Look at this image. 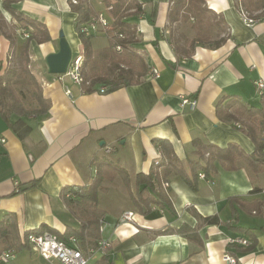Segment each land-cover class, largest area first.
I'll use <instances>...</instances> for the list:
<instances>
[{"label": "crops", "instance_id": "obj_1", "mask_svg": "<svg viewBox=\"0 0 264 264\" xmlns=\"http://www.w3.org/2000/svg\"><path fill=\"white\" fill-rule=\"evenodd\" d=\"M137 1L142 12L131 20L140 33L137 48L150 71L141 84L105 94L84 93L69 77L48 71L46 57L59 51L61 33L70 47L81 46L74 28L76 14L67 0H23L14 5L18 12L46 25L50 33L49 42L31 43L28 67L51 109L43 120H28L33 131L26 147L0 116V139L5 140L0 141V222L13 216L22 237L42 227L62 234L78 229L63 190L86 186L103 172L99 206L106 216L101 239L110 247L105 254L96 253L89 264H97L104 255L114 264H225L227 252H239L240 264H264V214L238 206L233 210L228 204L233 198L264 201V173L253 176L242 162L236 171L215 163L216 172L200 179L197 192L180 175H171L166 184L175 214L155 207L144 216L133 203L137 176L148 175L161 158L154 140H167L186 172L188 161L199 158L197 142L218 149L236 145L254 154L255 145L240 125L219 119L217 103L235 97L246 106L262 107L264 89L257 83L264 84V17L248 26L234 0H207L209 8L224 19L228 40L220 48L199 46L186 59L169 42L171 1ZM3 3L0 0V74L8 66H25L24 33L32 32ZM91 7L101 12L106 6H95L91 0ZM98 36L92 38V46ZM153 69L159 77L151 74ZM184 98L197 100V105L182 106ZM208 159L205 155L201 163ZM256 188L261 192L254 193ZM127 211L135 213L134 224L119 223ZM211 216H219L220 224L203 225L199 218ZM183 225L198 230V242L176 231L159 234ZM239 227L257 235L255 250L243 252L251 241L245 232L234 229ZM235 238L249 245L229 247V240Z\"/></svg>", "mask_w": 264, "mask_h": 264}, {"label": "trees", "instance_id": "obj_2", "mask_svg": "<svg viewBox=\"0 0 264 264\" xmlns=\"http://www.w3.org/2000/svg\"><path fill=\"white\" fill-rule=\"evenodd\" d=\"M23 0H4V8L25 27L32 28V32L23 44L24 67L8 66L0 74V116L12 129L16 137L26 147V141L33 131V126L28 122L30 118L45 119L51 109L50 100L46 99L37 78L29 69V48L33 41L44 44L51 40L50 33L43 23L35 21L18 12L14 5ZM67 0L70 10L76 14L74 28L81 42V56L83 58L81 75L84 79L83 92L93 93L105 87L108 92L121 88L136 86L142 83L150 71V65L142 55L137 44L140 33L132 22V17H137L142 12V5L137 0H105V8L112 7L107 15L115 33L106 38L108 46L96 52L92 46V38L82 33L81 29L97 17L100 12L91 7V0ZM171 7L168 15L169 42L177 55L181 58H191L199 46L220 48L229 37L226 23L222 16L209 8L207 0H170ZM237 10L245 13L255 20L264 17V0H234ZM255 15V16H254ZM255 18H254V17ZM188 25L194 32L190 40L186 36L185 28ZM175 28V30H173ZM176 30L178 31L176 33ZM122 36V37H121ZM97 56V58H96ZM96 59V60H95ZM91 67L90 71L88 68ZM2 68L0 64V69ZM217 116L226 123L240 125L241 131L255 145L252 155L246 154L239 146L232 145L226 149H218L209 145H198L195 153L199 158L188 161L189 171L186 172L183 163L175 155L167 140H154L159 148L161 158L156 163V168L148 175H138L136 178L137 192L133 196V203L137 211L144 216L149 215L153 208H160L175 214L173 204L168 196L167 182L171 175H180L185 183L194 192L198 191L200 174L206 179L216 172L215 163H220L226 170L236 171L240 162L244 163L253 176L264 173V103L262 107H249L235 97H223L217 103ZM205 155L209 159L205 164L201 160ZM106 176L98 172L91 182L83 187H69L63 190V200L79 222L78 229H68L62 234L47 227L30 233L50 231L62 239L75 236L83 245L97 246L101 239L100 223L105 221V212L99 206V193L103 191ZM255 192H261L259 188ZM228 204L235 210L238 206L245 212H255L256 215L264 214V201L229 199ZM234 214V212H233ZM203 225L217 226L220 224L219 216L207 218L199 217ZM246 233L251 245L244 248L248 253L257 246V235L248 229L234 228ZM177 232L191 242H198V230L188 225L180 229H166L159 234ZM20 236L16 221L13 216H6L0 222V254L8 251L20 250L29 246ZM238 245H229L235 247ZM15 252V251H14ZM229 254L238 258V253ZM97 264H114L108 255H104Z\"/></svg>", "mask_w": 264, "mask_h": 264}, {"label": "built area", "instance_id": "obj_3", "mask_svg": "<svg viewBox=\"0 0 264 264\" xmlns=\"http://www.w3.org/2000/svg\"><path fill=\"white\" fill-rule=\"evenodd\" d=\"M76 5L78 2L73 1ZM112 7L105 8L104 11H101L97 17L93 18L90 23L85 25L81 31L87 37H95L100 34L105 35L106 37L109 34L115 33L114 26L108 18V11ZM242 18L248 26L254 25L257 21L247 14L242 13ZM24 37L28 38L29 34L24 33ZM122 37V36H121ZM83 58L81 55L77 58H72L68 71L65 75L69 77L75 84L83 88L84 79L81 75ZM151 74L154 77H159V72L156 69L151 70ZM257 86L260 90L264 89V84L259 82ZM97 93L105 94L107 93V88L101 87ZM69 95H72L70 91L67 90ZM189 105L191 108H194L197 105V100H190L189 98H184L182 101V106ZM1 142H5L4 139H0ZM111 149H107V153H110ZM200 179H206L204 174H200ZM135 213L132 211L124 212L120 219L119 223L122 224H134ZM105 221L100 223V231L103 230V225ZM25 243L29 246L30 250L36 254L41 260L46 264H89L92 257L101 252L105 254L110 247V244L106 241H100L97 246L92 247L89 245H83L79 239L75 236H69L67 239H62L57 234H54L50 231H43L41 233L33 232L28 235V237H23ZM229 245H240L248 246L249 243L245 239H230ZM16 258V253L14 251H8L0 254V264H7L10 261H13ZM223 260L225 264H240L239 260L229 254L228 252L224 254Z\"/></svg>", "mask_w": 264, "mask_h": 264}, {"label": "rangeland", "instance_id": "obj_4", "mask_svg": "<svg viewBox=\"0 0 264 264\" xmlns=\"http://www.w3.org/2000/svg\"><path fill=\"white\" fill-rule=\"evenodd\" d=\"M93 1L95 3V6H98L99 4H102V3L104 4L105 2V0H93ZM182 27L185 28L184 30L186 32L187 38L191 40L194 36V32L190 29L188 25H182ZM173 30H175V28ZM177 32L178 31L176 30V33ZM57 44L58 45L60 44V39ZM107 44H108V41L105 35H100L93 41V46L97 53L100 52L102 48L107 46ZM71 48L73 52V58H77V56H79L81 53V46L78 47V45L76 44H71ZM90 69L91 67L88 68L89 71ZM14 251L16 253V259L13 261L12 264H46L36 254H34L28 247L22 248L20 250H14Z\"/></svg>", "mask_w": 264, "mask_h": 264}, {"label": "water", "instance_id": "obj_5", "mask_svg": "<svg viewBox=\"0 0 264 264\" xmlns=\"http://www.w3.org/2000/svg\"><path fill=\"white\" fill-rule=\"evenodd\" d=\"M72 49L64 34L60 35L59 51L46 57L48 71L52 75H65L72 60Z\"/></svg>", "mask_w": 264, "mask_h": 264}]
</instances>
